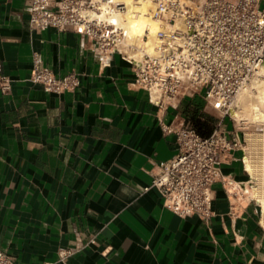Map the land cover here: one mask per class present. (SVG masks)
<instances>
[{
    "label": "crops",
    "instance_id": "0c3cea01",
    "mask_svg": "<svg viewBox=\"0 0 264 264\" xmlns=\"http://www.w3.org/2000/svg\"><path fill=\"white\" fill-rule=\"evenodd\" d=\"M26 2L0 0L12 79L0 91V249L16 264H264L262 207L239 186L250 179L242 150L222 166L208 220L169 210L151 185L178 150L186 104L203 98L159 110L132 84V63L116 53L103 64L80 34L31 27ZM34 52L58 76L78 72V87L33 84Z\"/></svg>",
    "mask_w": 264,
    "mask_h": 264
},
{
    "label": "built area",
    "instance_id": "2783aa9c",
    "mask_svg": "<svg viewBox=\"0 0 264 264\" xmlns=\"http://www.w3.org/2000/svg\"><path fill=\"white\" fill-rule=\"evenodd\" d=\"M134 1L149 2L151 15L160 24L154 52L144 45L148 29L139 41L132 40L124 23L126 0H27L25 7L31 27L80 34L92 42L103 64L116 53L132 63L136 74L132 84L147 90L159 110L200 96L216 112L208 136L187 124L174 130L178 150L157 163L151 184L169 210L208 220L214 213V184L227 182L222 166L243 149L241 137L228 135V123L239 96L255 89L264 65V0ZM30 80L46 91L63 93L78 87L80 75L72 70L58 76L34 52ZM11 88L12 79L0 59V91ZM0 264L16 263L0 249Z\"/></svg>",
    "mask_w": 264,
    "mask_h": 264
},
{
    "label": "bare ground",
    "instance_id": "6f19581e",
    "mask_svg": "<svg viewBox=\"0 0 264 264\" xmlns=\"http://www.w3.org/2000/svg\"><path fill=\"white\" fill-rule=\"evenodd\" d=\"M128 4V10L125 14V24L128 28V32L132 40H140V36L144 34L145 29H148V38L144 43L146 51L154 52L155 50V31L159 27V22L155 20L150 12L152 5L144 1L142 4L135 3L134 0H126ZM261 73H264V65L261 69ZM255 84L258 85L257 102L252 103V108L256 111L260 119H264V114L260 111V102L264 101V78L260 76L255 78ZM254 94V92H246L241 96ZM240 97V96H239ZM239 100V99H238ZM233 116L240 117L238 111H232ZM249 153L252 150L264 149V132L259 134H247ZM261 153V152H260ZM261 159H253V156L247 154L244 156L245 168L250 174V179L246 182V185H241V190L248 193L250 197L256 199L262 207V224L264 225V156ZM238 188V187H236ZM235 191V186L233 187ZM240 190V191H241Z\"/></svg>",
    "mask_w": 264,
    "mask_h": 264
},
{
    "label": "rangeland",
    "instance_id": "374dc122",
    "mask_svg": "<svg viewBox=\"0 0 264 264\" xmlns=\"http://www.w3.org/2000/svg\"><path fill=\"white\" fill-rule=\"evenodd\" d=\"M258 76L264 78V73L260 72ZM254 87L255 89L252 91V93L254 92V94L244 95L243 97L241 96L243 93L240 95L239 100L237 102V106L234 109L238 111L240 117L236 118L232 115L233 118L230 119L228 123V130L234 131L235 129H238L240 132L243 133V137L245 139H242V157L247 154H250L251 156H253V159H261L260 157L264 156V149L252 150V153H249L246 150L249 147L248 141L246 139L247 134H259L264 132V119H260L261 116L258 117L256 111L251 106L253 102H257L256 98L259 91L258 85L254 84ZM202 102L204 104V101ZM206 109L208 112L214 113L213 110L209 107H207ZM260 111H262L264 114V101L260 102ZM228 135H231V132Z\"/></svg>",
    "mask_w": 264,
    "mask_h": 264
},
{
    "label": "trees",
    "instance_id": "16d2710c",
    "mask_svg": "<svg viewBox=\"0 0 264 264\" xmlns=\"http://www.w3.org/2000/svg\"><path fill=\"white\" fill-rule=\"evenodd\" d=\"M187 125H191L200 135H210L215 127L217 117L214 113L204 110L202 100L188 102L184 109Z\"/></svg>",
    "mask_w": 264,
    "mask_h": 264
}]
</instances>
